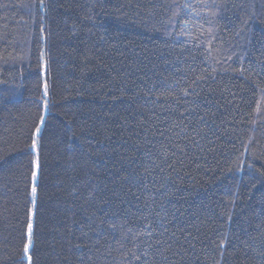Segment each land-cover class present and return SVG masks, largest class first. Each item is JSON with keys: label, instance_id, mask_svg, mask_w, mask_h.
Masks as SVG:
<instances>
[{"label": "trees", "instance_id": "obj_1", "mask_svg": "<svg viewBox=\"0 0 264 264\" xmlns=\"http://www.w3.org/2000/svg\"><path fill=\"white\" fill-rule=\"evenodd\" d=\"M0 264H264V0H0Z\"/></svg>", "mask_w": 264, "mask_h": 264}, {"label": "snow or ice", "instance_id": "obj_2", "mask_svg": "<svg viewBox=\"0 0 264 264\" xmlns=\"http://www.w3.org/2000/svg\"><path fill=\"white\" fill-rule=\"evenodd\" d=\"M43 116L41 117V122H43ZM39 130H40V127H39V125L37 126V132H39ZM32 147H33V149H35V147H36V141L35 140H33V144H32ZM33 178L35 179V177H36V172H33ZM35 193H36V188H35V186H33V188H32V194H33V196H35ZM31 228H32V224H31V221L29 222V233H31ZM27 251H28V245H25V252L27 253Z\"/></svg>", "mask_w": 264, "mask_h": 264}]
</instances>
